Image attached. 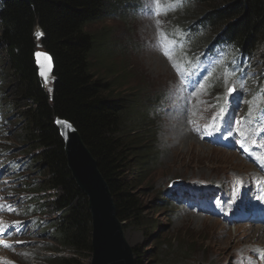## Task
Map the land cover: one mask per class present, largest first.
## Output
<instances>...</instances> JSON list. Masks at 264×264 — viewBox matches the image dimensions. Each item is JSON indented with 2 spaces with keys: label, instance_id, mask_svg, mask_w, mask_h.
I'll list each match as a JSON object with an SVG mask.
<instances>
[{
  "label": "trees",
  "instance_id": "trees-1",
  "mask_svg": "<svg viewBox=\"0 0 264 264\" xmlns=\"http://www.w3.org/2000/svg\"><path fill=\"white\" fill-rule=\"evenodd\" d=\"M116 1L0 0V114L7 110L11 118H17L16 135L29 158L25 172L13 174L19 181L17 191L25 196L22 207L29 216L52 214L41 226L58 243L53 248L60 254L49 255V264H85L83 259L91 258L93 252L88 196L70 170L57 117L76 127L97 160L124 230L144 225L146 219L139 189L147 177L145 172L155 167L159 158L153 145L156 135L137 132L132 106L121 94L113 95L111 84L96 75L90 60L95 40L87 26L110 15ZM185 3L186 13L177 16L186 36L193 32L185 55L194 57L198 51L221 43L234 52L235 59L227 65L237 67L238 75L242 71L248 80L256 74L264 78V0ZM38 28L42 31L39 42L35 37ZM37 49L53 57L54 70L47 87L36 64ZM210 86L217 96L220 78L211 79ZM12 88L11 98L17 97L15 106L10 102L13 107L5 104L7 90ZM133 250L134 264H163L169 258L149 259L140 245H134Z\"/></svg>",
  "mask_w": 264,
  "mask_h": 264
},
{
  "label": "rangeland",
  "instance_id": "rangeland-1",
  "mask_svg": "<svg viewBox=\"0 0 264 264\" xmlns=\"http://www.w3.org/2000/svg\"><path fill=\"white\" fill-rule=\"evenodd\" d=\"M185 2L117 0L110 15L87 26L95 40L90 60L96 75L111 84L113 95L126 97L132 106V121L138 122L135 125L137 132L151 131L156 135L153 145L157 147L159 158L155 167L145 172L147 177L139 189L147 208L146 219L144 225L131 226L125 234L133 246H144L147 258L169 257L163 264H264V241H258L259 232L252 233L253 228L259 230L262 225L227 222L209 212L184 209L169 197L182 186L206 185L224 187L228 195L238 199L241 186L251 189L261 175L239 148L230 149L209 142L207 138L214 122L220 129L218 133L229 129L217 119L226 106V98L229 102L225 117L231 130H251L255 124L253 117L258 116V110L264 104V95L257 88L258 82L262 85L263 81H260V75L251 76L250 81L246 77L238 78L236 69L227 65L235 54L226 48V60L220 63L222 68L215 69L213 77L212 73L198 90L190 91L182 85L187 71L182 60L188 54L185 55L179 47L183 45L185 52L189 46L177 23V16L186 13ZM149 52L168 59V74L172 73L169 76L172 79L159 78L158 74L152 73L146 58ZM215 76L222 83L217 96L213 95L209 84L211 77L214 79ZM233 84L238 91L228 97L227 89ZM12 90H7L9 96L5 100L9 106H15L17 100L16 96L11 98ZM181 98L187 100L186 105L177 102ZM186 107L191 113L187 115L185 125L196 136L190 143L177 139L178 129L171 128L174 115L183 113ZM5 112L0 126V172H5L0 176V228L5 229H0L3 235L0 264H49V255L60 254L53 248L58 243L51 234H45L41 226L52 214L28 216L25 208L18 209L19 181L7 172L8 167H15L14 162L23 164L27 157L22 151L23 142L16 135L18 128L14 123L18 120L11 118L7 110ZM260 139L264 140V134ZM18 221L25 229L9 227ZM4 244L12 247L6 248ZM90 262L91 258L82 261L85 264Z\"/></svg>",
  "mask_w": 264,
  "mask_h": 264
},
{
  "label": "water",
  "instance_id": "water-1",
  "mask_svg": "<svg viewBox=\"0 0 264 264\" xmlns=\"http://www.w3.org/2000/svg\"><path fill=\"white\" fill-rule=\"evenodd\" d=\"M36 33L41 35L37 37ZM36 33V40L39 41L42 31L38 28ZM35 59L41 82L47 87L53 75V57L48 51L37 49ZM55 121L65 140L72 175L89 200L93 247L90 264H134L133 245L128 241L123 223L117 216L112 191L97 160L70 121L59 117Z\"/></svg>",
  "mask_w": 264,
  "mask_h": 264
},
{
  "label": "bare ground",
  "instance_id": "bare-ground-1",
  "mask_svg": "<svg viewBox=\"0 0 264 264\" xmlns=\"http://www.w3.org/2000/svg\"><path fill=\"white\" fill-rule=\"evenodd\" d=\"M153 28H155V27L153 26ZM146 32H148V31H146ZM146 58H147V61H148L149 68L153 69L152 73L154 72L155 74H158L159 78L163 77L164 79H166V78H168L169 76L172 75V73L168 74V69L170 67L168 65V63H169L168 59L166 57H164L162 55H157V53H154V52H149L148 55L146 56ZM170 79H172V77L168 78V80H170ZM177 102L179 104L186 105L187 100L186 99L184 100V99L181 98ZM188 110H189V108L186 107V109L183 111V113H178V114L174 113L175 114L174 115L175 118H174V120L172 118L173 123H171V128L173 130H174V127H176V129L174 131H176L178 129L176 131L178 133V138L177 139L181 138L183 140V142L185 141L186 143H190V142H192V139H196V136H194L192 132H189L187 130V126L185 125V121H186L185 119H186L187 115H189L191 113V112H188ZM255 228H256V226H255ZM258 228H259V230L258 229L255 230L253 228L252 229L253 230L252 233L259 232V234H257V235H259L258 236V241L260 240L259 242L262 243L264 241V228H263V226L261 228L260 227H258ZM249 236L251 237V235H249ZM252 237H255V235H253Z\"/></svg>",
  "mask_w": 264,
  "mask_h": 264
},
{
  "label": "snow or ice",
  "instance_id": "snow-or-ice-1",
  "mask_svg": "<svg viewBox=\"0 0 264 264\" xmlns=\"http://www.w3.org/2000/svg\"><path fill=\"white\" fill-rule=\"evenodd\" d=\"M36 35H37V37H39V36L41 35V33H36ZM37 55H39V54H37ZM233 71H234V70H233ZM236 91H238V89H237L236 85L233 84L232 87H229V88L227 89V96H228V97H231L232 94H233L234 92H236ZM239 91L242 92L243 90H242V89H239ZM228 102H229V101H228L227 98H226V101H225V105H226V106H225L224 108L221 109V112L218 114L217 119H219V120L221 121V123L224 124V126L228 127V128H229V132H231V124L229 123V121H228L227 118L225 117V113L227 112V104H228ZM237 123H240V122L237 121ZM206 130H207V129H206ZM217 131H220V129L216 128V126H215V122H214L213 125H212L211 130L208 131V135H209V136H212V135H213L215 132H217ZM241 147H243V143L241 144ZM245 150L247 151V149H245ZM9 207H11V205H10ZM3 246L6 247V248L12 247V245H9V244H4Z\"/></svg>",
  "mask_w": 264,
  "mask_h": 264
}]
</instances>
